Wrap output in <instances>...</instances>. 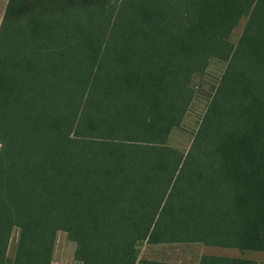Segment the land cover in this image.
I'll return each instance as SVG.
<instances>
[{"label": "trees", "instance_id": "1", "mask_svg": "<svg viewBox=\"0 0 264 264\" xmlns=\"http://www.w3.org/2000/svg\"><path fill=\"white\" fill-rule=\"evenodd\" d=\"M211 59L227 67L183 153L167 138ZM58 231L80 264H170L143 246L264 251V0L7 1L0 264H51Z\"/></svg>", "mask_w": 264, "mask_h": 264}, {"label": "rangeland", "instance_id": "2", "mask_svg": "<svg viewBox=\"0 0 264 264\" xmlns=\"http://www.w3.org/2000/svg\"><path fill=\"white\" fill-rule=\"evenodd\" d=\"M7 0H0V16L5 13ZM245 21L235 27L231 34V41L236 42L240 37ZM227 62L211 59L202 77L196 78L194 83V95L189 108L180 124V127L171 130L167 144L186 153L195 135L198 126L207 110L215 88L220 83L226 70ZM18 240V230L12 231L8 246V255L13 257ZM75 244L68 240L66 234L58 238L57 248L52 257L51 264H79L74 259ZM191 253L199 254L196 248L189 246L172 245L166 247L143 246L140 256L151 260L165 261L170 264H187L191 261Z\"/></svg>", "mask_w": 264, "mask_h": 264}, {"label": "crops", "instance_id": "3", "mask_svg": "<svg viewBox=\"0 0 264 264\" xmlns=\"http://www.w3.org/2000/svg\"><path fill=\"white\" fill-rule=\"evenodd\" d=\"M1 20H2V16H0V23H1ZM62 234H66V233H64L62 231L57 232L56 240H55V244H54V248H53V255H54L55 250L57 248L58 238ZM71 243L73 244V242H71ZM187 246H189L191 249L196 248L197 250H199V254H196V253L190 254L191 255V261H189V263H187V264H196L199 257L202 255L243 258V259L253 261L256 264H264V251L240 250L238 248H232V247L207 246V245H199V244H190ZM53 255H52V257H53Z\"/></svg>", "mask_w": 264, "mask_h": 264}]
</instances>
